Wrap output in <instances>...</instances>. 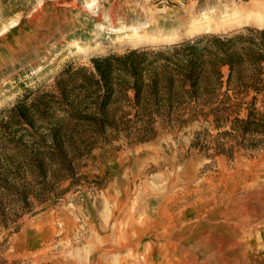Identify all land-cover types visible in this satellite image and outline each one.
I'll return each mask as SVG.
<instances>
[{
	"label": "rangeland",
	"instance_id": "obj_1",
	"mask_svg": "<svg viewBox=\"0 0 264 264\" xmlns=\"http://www.w3.org/2000/svg\"><path fill=\"white\" fill-rule=\"evenodd\" d=\"M252 2L0 0V264H264V93L223 89L211 56L197 98L178 84L174 106L148 87L136 104L114 65L102 111L91 79L94 60L138 51L147 85H164L167 56L152 52L264 30V12L232 16ZM249 63L233 87L252 82Z\"/></svg>",
	"mask_w": 264,
	"mask_h": 264
},
{
	"label": "trees",
	"instance_id": "obj_2",
	"mask_svg": "<svg viewBox=\"0 0 264 264\" xmlns=\"http://www.w3.org/2000/svg\"><path fill=\"white\" fill-rule=\"evenodd\" d=\"M203 45H207V47L203 48ZM153 54L155 56H167L166 63L163 66L164 73H167L165 75L166 83L164 85L161 83V78L157 77L160 75L153 76V79L147 85L146 76L151 74L153 69H148L147 64L139 56L143 58L144 56L150 55V53L143 54L134 51L124 57L112 55L93 61L95 73L91 79L94 82V87L99 92L97 93V95H100L98 104L100 103L99 107L102 111L106 110V107H108L115 96L113 82L116 80L114 79L112 69L114 65L123 67L126 73L133 77L134 81L131 88L135 91L136 104L142 103V93L147 87L149 90L147 92L149 98H154L155 103L160 105L164 102L162 99L163 96H167L170 105H175V101L178 98L176 94L178 84L181 87L190 89V96L194 99L197 98V94L202 89V81L204 80L203 77L205 74L203 69L205 65L204 61L207 56L213 57V62L211 63L213 65L212 68L215 67L213 69L215 73L213 77H216L215 80L219 86H221L223 80V67H230V80L232 81L233 74L237 69L242 68L249 61V64L256 69L252 74V82H241L240 87L242 89H254L258 94L264 93V30L247 28L243 32L236 33L232 36L207 35V37L191 39L170 48L160 50L159 52H152L151 55ZM73 72V67L69 66L61 73L59 81L70 77ZM207 75H209L207 76V80H210V74ZM28 99L29 97L26 96L25 99L17 104L16 108L20 111L21 117L31 125L22 107L27 103ZM177 100L181 101L182 99L179 98ZM68 112L70 117L79 123L93 124L98 122L101 132L106 130L107 124L112 125L108 120L102 117L101 119H97L93 115L88 114L87 111H84V109L80 111L72 107ZM252 117L253 114L251 113L250 118ZM53 142H59L57 135L53 137Z\"/></svg>",
	"mask_w": 264,
	"mask_h": 264
},
{
	"label": "bare ground",
	"instance_id": "obj_3",
	"mask_svg": "<svg viewBox=\"0 0 264 264\" xmlns=\"http://www.w3.org/2000/svg\"><path fill=\"white\" fill-rule=\"evenodd\" d=\"M211 1V0H210ZM225 1V0H224ZM228 2V1H227ZM231 3V2H230ZM218 4V3H217ZM223 4V3H222ZM204 5V4H203ZM234 5V3H233ZM245 5V4H244ZM205 9V8H204ZM199 10V9H198ZM207 10V9H206ZM228 11V9H225ZM202 11V10H201ZM235 11V10H234ZM207 12V11H206ZM224 12V11H223ZM264 12V3L263 2H252L248 4L247 6H240L239 8L233 13L232 16L234 15H240L244 16L245 18H251L255 15H261ZM205 19H203L207 25L212 24V20L215 18L214 17V12H211L210 14L205 13ZM263 16V15H262ZM202 17V16H201ZM228 17V16H227ZM187 18V17H186ZM191 16H189V19ZM224 18V17H223ZM229 18V17H228ZM240 18V17H239ZM202 19V18H201ZM259 19V17H258ZM236 20V19H235ZM238 20V19H237ZM217 20L213 21V23H216ZM230 21V20H229ZM199 22V20L195 21V23ZM227 22V21H226ZM231 22V21H230ZM204 23V22H203ZM221 23V22H220ZM233 23V22H232ZM235 23V22H234ZM206 27V26H205ZM146 28V27H145Z\"/></svg>",
	"mask_w": 264,
	"mask_h": 264
},
{
	"label": "crops",
	"instance_id": "obj_4",
	"mask_svg": "<svg viewBox=\"0 0 264 264\" xmlns=\"http://www.w3.org/2000/svg\"><path fill=\"white\" fill-rule=\"evenodd\" d=\"M222 74H223V81H224V83H223L224 88L223 89H226L228 87V85H229L228 88L242 89L240 86H238L236 84L233 87V85H232L233 81L230 80V78H231V69H230L229 66H225V67L222 68ZM232 80H233V77H232Z\"/></svg>",
	"mask_w": 264,
	"mask_h": 264
}]
</instances>
